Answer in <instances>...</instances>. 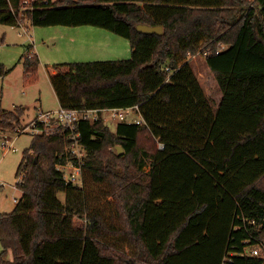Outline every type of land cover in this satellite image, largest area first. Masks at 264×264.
Instances as JSON below:
<instances>
[{
    "label": "trees",
    "instance_id": "1",
    "mask_svg": "<svg viewBox=\"0 0 264 264\" xmlns=\"http://www.w3.org/2000/svg\"><path fill=\"white\" fill-rule=\"evenodd\" d=\"M21 5L0 0V23L90 25L128 39V59L47 71L59 106H137L144 124L80 122L81 187L56 168L73 159L67 133L33 135L17 169L22 196L0 212V264H264V0ZM139 23L163 33L138 32ZM197 56L221 92L215 109ZM38 63L28 44L25 73ZM22 115L0 106V130L14 131ZM99 185L105 208L91 205ZM253 245L262 253L246 254Z\"/></svg>",
    "mask_w": 264,
    "mask_h": 264
},
{
    "label": "rangeland",
    "instance_id": "2",
    "mask_svg": "<svg viewBox=\"0 0 264 264\" xmlns=\"http://www.w3.org/2000/svg\"><path fill=\"white\" fill-rule=\"evenodd\" d=\"M28 44L33 45L39 60L36 72L31 74L25 73L23 66V54ZM130 56L128 39L107 29L90 25L33 26L28 20L18 26L0 23V64L9 69L5 76H0V106L6 110L23 108L19 127L24 128L40 110H56L59 106L49 80L48 67L63 62L121 60ZM191 63L215 109L221 92L212 74L204 66L203 57L191 58ZM102 120L112 129L119 122L107 110L103 112ZM0 136L10 138L7 143L12 142L16 148H5L0 139V212L8 213L16 204L14 198L19 200L22 196V191L15 185L18 181L17 169L24 150L30 147L33 135L27 130L17 136L11 130H0ZM112 150H115L114 147ZM100 188L105 189L102 185L94 186L91 205L105 208V198L99 193ZM59 198L63 201L64 194L59 193ZM246 251H249V247ZM259 253H262L261 248Z\"/></svg>",
    "mask_w": 264,
    "mask_h": 264
},
{
    "label": "built area",
    "instance_id": "3",
    "mask_svg": "<svg viewBox=\"0 0 264 264\" xmlns=\"http://www.w3.org/2000/svg\"><path fill=\"white\" fill-rule=\"evenodd\" d=\"M48 0H22L21 8H33L36 5L47 4ZM30 39V36L28 37ZM105 110L110 112V116L117 118L119 121H126L129 123L144 124L137 106L133 107H112V108H77L68 109L59 106L56 110H40L34 118L24 127H17L13 132L17 135L20 133L30 131L32 135L42 133H54L56 131L66 132L70 139V153L73 159L67 162L57 165V169L62 172L63 179L74 185L81 187L83 185V167L84 158L87 154V149L80 141V132L77 130V126L80 122H94L103 118V112ZM134 114V116H132ZM14 136V138L16 137ZM1 144L7 149L16 150L10 141V138L0 136ZM159 148L163 145L159 144ZM23 174L18 175V181L22 180ZM16 182V183H17ZM16 185V184H15ZM17 198H14L16 201ZM258 245L249 247V251L246 254L259 255ZM230 259L225 258L222 264H228Z\"/></svg>",
    "mask_w": 264,
    "mask_h": 264
},
{
    "label": "water",
    "instance_id": "4",
    "mask_svg": "<svg viewBox=\"0 0 264 264\" xmlns=\"http://www.w3.org/2000/svg\"><path fill=\"white\" fill-rule=\"evenodd\" d=\"M136 30L138 32L146 33V34L154 33V34H159L160 35V34L163 33V29H162V26L161 25L152 26V25L143 24V23L137 24ZM116 150H117V153L118 154H121L122 153V148L120 146H117L116 147Z\"/></svg>",
    "mask_w": 264,
    "mask_h": 264
},
{
    "label": "crops",
    "instance_id": "5",
    "mask_svg": "<svg viewBox=\"0 0 264 264\" xmlns=\"http://www.w3.org/2000/svg\"><path fill=\"white\" fill-rule=\"evenodd\" d=\"M29 37V36H28ZM58 101V100H57ZM58 105H59V103H58ZM59 107V106H58Z\"/></svg>",
    "mask_w": 264,
    "mask_h": 264
}]
</instances>
